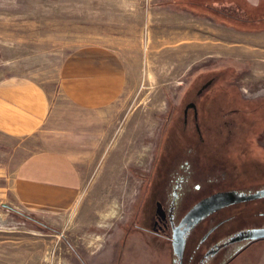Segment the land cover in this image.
Wrapping results in <instances>:
<instances>
[{
  "label": "rangeland",
  "instance_id": "obj_1",
  "mask_svg": "<svg viewBox=\"0 0 264 264\" xmlns=\"http://www.w3.org/2000/svg\"><path fill=\"white\" fill-rule=\"evenodd\" d=\"M224 1L215 12L180 0H0V83L54 82L88 52L111 56L128 79L106 109L100 151L66 190L17 171L33 139L0 137V264H175L168 207L179 177L177 218L216 193L264 188V0ZM262 212L264 200L212 215L184 264L264 225ZM229 264H264V243Z\"/></svg>",
  "mask_w": 264,
  "mask_h": 264
},
{
  "label": "crops",
  "instance_id": "obj_2",
  "mask_svg": "<svg viewBox=\"0 0 264 264\" xmlns=\"http://www.w3.org/2000/svg\"><path fill=\"white\" fill-rule=\"evenodd\" d=\"M56 74L54 82L20 74L0 83V137L21 144L33 139L37 151L17 171L66 190L80 181L78 168L100 151L106 109L122 96L128 79L117 61L97 52L71 57ZM22 146L15 148L25 151Z\"/></svg>",
  "mask_w": 264,
  "mask_h": 264
},
{
  "label": "flooded vegetation",
  "instance_id": "obj_3",
  "mask_svg": "<svg viewBox=\"0 0 264 264\" xmlns=\"http://www.w3.org/2000/svg\"><path fill=\"white\" fill-rule=\"evenodd\" d=\"M176 181L178 185H176L174 188L172 201L168 207V221L171 230V244L173 249L172 251L175 255V264H184L183 259L186 254L185 251L187 249L189 237L192 232L198 229V226L206 219L226 208L236 207L246 202H262L264 200V188L251 193L237 191L216 193L199 200L193 206H191L189 210H186L182 216L177 218L175 210L176 205L178 201H180L182 195L181 189L183 187L185 178L179 177ZM197 189H200L199 186H197ZM230 194L235 196V200L223 203L225 201L224 199H226V196ZM218 195H221V197L217 198L219 200L211 201ZM260 216L264 218V212L260 213ZM221 224L219 223L211 227L210 231L205 235V237H203V243L208 240V238L221 226ZM226 238V240L223 239L218 243L216 242L208 248L201 258V262L203 264H209L210 261H213L216 258L221 261L218 264H229L239 255H241L242 252L264 243V225L256 228L239 230L238 232L230 235L229 238ZM179 242H183L184 244L181 258L179 257ZM200 245L201 244L199 243L192 252L193 255H190L191 260L195 258V255L199 254L198 250L202 248ZM231 247L236 248L231 249Z\"/></svg>",
  "mask_w": 264,
  "mask_h": 264
},
{
  "label": "trees",
  "instance_id": "obj_4",
  "mask_svg": "<svg viewBox=\"0 0 264 264\" xmlns=\"http://www.w3.org/2000/svg\"><path fill=\"white\" fill-rule=\"evenodd\" d=\"M194 2H196V5H194ZM225 1L224 0H180V6H184V5H187V6H190L192 8H194L195 10L197 9H204L205 8H208V10H212V11H215L213 8L214 6L218 5V4H224ZM216 12V11H215ZM256 20H254L253 22L255 23ZM257 24V23H256ZM263 27V26H262ZM241 28V30H257V29H260V28H247L246 26L245 27H241L239 26V29ZM252 29V30H251ZM28 218V216H27ZM33 222H35L37 225H40L42 227H46V225L40 221H37L36 219H33V218H30Z\"/></svg>",
  "mask_w": 264,
  "mask_h": 264
},
{
  "label": "water",
  "instance_id": "obj_5",
  "mask_svg": "<svg viewBox=\"0 0 264 264\" xmlns=\"http://www.w3.org/2000/svg\"><path fill=\"white\" fill-rule=\"evenodd\" d=\"M218 197H221V195H218V196H216L215 198H213L211 201H216V200H219V199H217ZM225 198V197H224ZM225 201L223 202V203H225V202H231V201H234L235 200V196L234 195H228V196H226V199H224ZM217 205V204H216ZM181 241V240H180ZM179 247H180V254H179V257L181 258V254H183V247H184V244H183V242H179Z\"/></svg>",
  "mask_w": 264,
  "mask_h": 264
}]
</instances>
